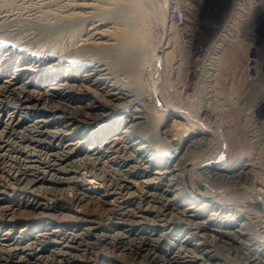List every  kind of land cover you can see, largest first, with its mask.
<instances>
[{"label":"bare ground","instance_id":"1","mask_svg":"<svg viewBox=\"0 0 264 264\" xmlns=\"http://www.w3.org/2000/svg\"><path fill=\"white\" fill-rule=\"evenodd\" d=\"M164 1L163 13L159 15L172 29L175 25L167 10L170 5L168 0ZM96 2L64 0L61 20L72 17L73 23L79 20L83 25L80 33L75 32L80 36L71 40L74 43L67 48L46 55L31 52L32 48L27 47L9 50L0 46V264H143L145 257L139 261L143 255L149 259L146 264H227L222 262H229L231 255L244 264H264V201L259 209L248 203L249 198L260 199L262 194L253 186L256 178L252 155L245 154L232 169L227 168L234 161L224 134L212 129L207 120L198 118L193 109L190 112L178 107L170 109L163 124L160 123V130L152 127L166 141L164 147L162 140H158L160 137L154 136L163 148L155 143L153 148L148 138L152 132L151 111L146 108L149 94L136 87L137 91L134 83L123 78L126 74L135 76L136 72L130 71L137 68L143 53L138 26L130 18L135 13L129 8L136 3L128 4V8L126 2L117 0L118 6L111 4L117 11L112 13L109 6L112 14L108 18L103 14L97 17ZM254 6L249 0L235 5L232 12L240 18L230 14L229 25L220 33L222 39L233 37L235 20H246ZM3 7L0 21L17 18L16 11ZM98 7L103 8L102 4ZM115 17L121 19L122 28L116 25L118 30L112 25ZM53 124L60 125L62 131H51L49 126ZM23 141L34 143L36 148H32L36 150L20 152L19 157L10 155L11 147ZM213 148L219 150L215 152ZM145 153L150 155L148 160ZM194 156L200 158L194 160ZM57 174L64 175L59 182ZM14 179L17 182L29 179L30 184L35 180L59 183L61 187L38 196L37 187L11 189L9 181ZM216 181L225 187L215 190ZM170 184L177 191L176 196H170L171 188L167 189ZM143 202L152 203L153 208L148 211L156 220L164 218L155 233L147 234L139 223ZM185 216L200 217L203 221L186 220ZM133 236L136 238L132 242ZM241 236L247 238L242 240ZM4 240H10L7 246H3ZM96 244L103 245L102 248L112 246L115 256H109L100 247L97 252L91 251L90 247ZM67 247L70 251L64 250ZM110 248L107 249L111 251ZM54 257L56 263H50Z\"/></svg>","mask_w":264,"mask_h":264},{"label":"rangeland","instance_id":"2","mask_svg":"<svg viewBox=\"0 0 264 264\" xmlns=\"http://www.w3.org/2000/svg\"><path fill=\"white\" fill-rule=\"evenodd\" d=\"M0 1L2 2V3L0 2L2 7H3V4L5 3L3 9H8V10L13 9L14 11L13 10L12 11L14 13L16 11L15 14H16L17 18L13 19V21L10 20L11 24H9L10 21H6V22L3 20L0 21V24L3 23L2 25H0V37H1L0 46L5 45V46H7L6 48H8L9 50H11L12 48L15 49L16 46H17V48L18 47H20V48H26L27 47L26 49H28V50L30 48H32L29 50L31 52L33 51L36 54H38V53L39 54H45L46 53V55H47L48 53L56 52L57 50L63 49L65 47L67 48V47H69V45L71 46L74 43V41H71V40L74 39L76 41L77 38L80 36V34L79 35H77V34L81 32L80 30L82 29L83 25L79 20H74V18H73L74 23L71 21L72 17H69V18H71L70 21H69L68 17H64V19L67 18L65 20L69 21L70 23L69 22L65 23L64 19H63L64 22L61 20L62 19L61 16L63 15L61 13V11H62L61 6H63L64 0H60V1L58 0V2H57V0H56V2H55V0L54 1L53 0H51V1L46 0L47 2L45 0L44 1L43 0H40V1L35 0V2H34V0H14V1L9 0L10 3L14 2L13 4H9L7 0H0ZM49 1H50V3H48ZM52 1L55 3H53ZM100 1L97 0V2H96L97 4H98V2H100L99 3L100 5H97L95 3V5L97 6V9L95 10L96 14H98L97 17H101L103 14V16L108 15L107 17L109 18V16H111L109 14V13H111V11L109 12V10L112 7L111 4H116L115 6H118L117 4H119V3L117 2V0H114L115 3L112 0H111L112 2L109 0H107L108 2L106 0H104V1L100 0ZM131 1L130 0H128V1L123 0V3L126 2V3H124V4H126V6L128 4H130V6H132L133 3L137 4L138 2H140L143 4V3H145L144 1H146V4H143L144 6L140 3H138V5L135 4L134 6L135 7L137 6L136 7L137 9H134L135 7H133V6L130 7L131 8L130 9L129 5L127 6L129 8V10H131V11L134 10V12H132V13H135V14H131L132 17L130 16V18L134 22L136 21L135 24H137V25H135V26H138V28L136 27L139 30L137 32L140 33L138 35L141 36L140 41L143 40L142 42H140L141 45L143 44L142 45V48H143L142 52L143 53L140 55V59L142 57H143L142 58L143 60L145 58L146 59L144 61L142 59H141L142 61L139 59V61H138L139 65L137 66V68L130 71L131 73H133L132 71L136 72V73H133V76L135 75L134 77H131L132 74H130V75L126 74V75H124L125 77L123 76V78H124V80H126L125 82H127V83H129V82L134 83V84H132L133 88H135V89L138 88L141 92L149 94L150 98L147 99V105L148 106L146 108H147V111L149 113L151 111V119L154 121L153 122L151 120L152 132H151V136L148 137L150 143H152L151 144L152 147H153L154 143H155V146L157 145V147H159V148H160V146H161V148H163V146L164 147L166 146V141H164L163 140L164 138L162 137L163 138L162 139L161 135L158 134V130L161 129V127H162L161 124H163V121L165 120L164 118L167 117L170 109L175 108V107L176 108L177 107L182 108V109L188 110V111L193 109V111L191 110L192 113L196 114V116L198 118H201V119L203 118L205 121L207 120L206 122L210 126H212L211 128L215 129L216 131H218L222 134H224L229 145H231L230 149H231L232 161H234V162L229 164L227 166V168L232 169V167L235 166L236 161L240 158H243L245 156V154H249V155L251 154L252 155V159H253V163H254L253 178L254 179L256 178V182H255V184H253V186L255 187L256 191L258 190L257 192L259 194H261V193L262 194H261L260 199H255L254 197L249 198V196H246V197H247V199L249 198L248 203H250L251 205L253 204L254 208L259 209L260 206H262V204H261L262 201H264V186H263V184H264L263 183L264 182V178H263L264 177L263 176L264 175V54H263L264 53V0H262V3L259 6H254L255 9H254L252 15L250 17H247L246 20L236 19L234 23L237 24L235 26L237 28L235 29V27H234V29L232 30V33H233L232 36L233 37H227L226 38L224 36L223 39H222L223 35L220 34L221 30H222V28L227 27L229 25L228 18L230 17V14L233 13L232 11H233L235 5L240 3V2H243L244 4L248 3V0H243V1L242 0H240V1L239 0H203V4L200 6V10L197 13L195 18L193 17L190 20H187L185 25H183V26H175L172 29L167 26V22H165V21L163 22L162 17H160V15H159V14L163 13L162 12L163 11L162 6L164 4H166L164 0H144L143 2H141L140 0H138V1L135 0V2H134V0H131ZM250 1L251 0H249V3H250ZM31 2H33V3H31ZM102 2L104 3L105 6H103ZM23 3H25L27 5H25ZM39 3H41V5ZM46 3H48V4H46ZM168 3L170 5V0H168ZM251 3H252V1H251ZM21 4L23 5L24 9L22 8ZM101 4H102L103 8L100 7L101 10H99L98 6H101ZM108 4H110V5H108ZM1 5H0V8H1L0 10H2ZM12 5H14V6H12ZM30 5L31 6L33 5V6L31 7ZM141 5L144 8H141L142 7ZM253 5H255L254 2H253ZM25 6H28V8L26 9ZM29 6H30V8H29ZM106 6H107V8H106ZM109 6H111V7L109 8ZM10 7H13V8H10ZM33 7H35V8H33ZM48 7H49L50 11H49ZM138 7H139V9H138ZM168 7H170V6H168ZM37 8H39V9H37ZM42 8H43V10H42ZM57 8L59 10H57ZM104 8H106L107 10L106 9L104 10ZM22 9H23V11H22ZM29 9L31 10V12ZM40 9L44 13L41 12ZM44 9H46L47 11L46 10L44 11ZM112 9H113L112 10V13H113V11L117 8L115 7V9H114L112 7ZM142 9L143 10L145 9V10L143 11ZM19 10H20V12H19ZM26 10H28V11H26ZM97 10H99V12ZM136 10H137V12H136ZM167 10H169V9H167ZM116 11L117 10H115L114 12H116ZM131 11L129 13H131ZM138 11L141 13H139ZM52 12H53V14H52ZM55 12H56V14H55ZM27 13L28 14L32 13V14L28 16ZM37 13H38V15H37ZM41 13H43V14L46 13V16L44 15L45 18H44V16H43V18H41L43 15L42 14L40 16ZM143 13H145V15ZM48 14H50L49 16L53 15L52 16L53 18L52 17L50 18L48 16ZM141 14H143V15H141ZM168 14H169L168 18H171L170 17L171 14L170 13H168ZM134 15H135V18L133 17ZM233 15L240 18V16L237 15L236 13L235 14L233 13ZM18 16H19V18H18ZM20 16L22 18H20ZM24 16L26 19H24ZM38 17L40 19H42L43 21L45 20L46 22L51 21V25H53V26H51L49 24V22L47 23V26H46V22L41 21ZM55 17L57 19H55ZM115 18L117 20L113 18L112 20H114V23H112V25L113 26L115 25V27L117 25V27L119 26L120 28H122L120 26L121 25V23H120L121 19L118 17H115ZM133 18L136 20H134ZM18 19H19V21H18ZM35 19H36V21H34ZM53 19H54V23H53ZM23 20H29V21L23 22ZM30 21H31V23H30ZM35 22H38L39 24L38 23L35 24ZM171 22H172V19H171ZM54 24H56V26ZM58 24H60V25H58ZM66 24H69V25H67L69 28L66 26ZM70 24H72V25H70ZM76 24H77V26H76ZM79 25H80V27H79ZM117 27H116V29H117ZM70 28L71 29L74 28V32H73V29L71 30ZM116 29L114 28L113 30L116 31ZM66 32L67 33L69 32L68 33L69 35ZM75 32L76 33L78 32V33L76 34ZM63 33H64V35H63ZM172 33H173V35H172ZM223 33H225V32H223ZM115 35H116V33H115ZM63 37H65V39L67 38V40L69 38V40L65 41V39ZM62 38L64 40H61ZM256 38L260 39V41H261L259 44L261 47V53L258 52L259 50L257 52H255V58H256V53H257V58H259V64H261L262 67H261V69L255 70L256 71L255 75H251L248 71V66H249L248 63L251 59L254 58V57L253 58L251 57V53L254 51V49H252V45H254V46L256 45L255 44ZM235 40H237V41H235ZM25 41H26V43H25ZM60 41H63V42L60 43ZM69 41H71L70 42L71 44L68 43ZM144 42H146V43H144ZM58 43L59 44L64 43L65 45L63 44V45L59 46ZM220 43H223V44H220ZM22 45H24V46H22ZM170 45H172V47ZM139 62H141V63H139ZM256 62H257V59L255 60V63ZM153 63H155V64H153ZM61 71H62V69H61ZM127 73H129V72H127ZM136 74H138V75H136ZM209 75H211V76H209ZM148 87H149V89H148ZM156 88H158V90H159L158 93H157L158 90H156ZM138 89H137V91H139ZM152 91L154 94L152 93ZM182 99H184L185 101ZM159 101H161V102H159ZM180 103L182 104V107H181ZM161 104H163V105H161ZM172 105L174 107H172ZM193 105H195V106H193ZM192 106H193V108H192ZM199 107H202V108H199ZM203 108H205V109H203ZM208 109H209V111H208ZM212 110L215 111V114H214V111H212ZM208 112L210 114L209 116L207 115ZM210 112H212V113H210ZM204 113L206 115H204ZM206 116H208V117H206ZM212 117H214V118H212ZM211 118L214 121H212ZM217 122H218V124H217ZM223 122H224V124H223ZM219 123H221V124H219ZM154 126H156V127H154ZM158 126L159 127L161 126V127L158 128ZM49 127H50L51 131H53V132L62 131L61 130L62 127L58 124H55V125L53 124ZM152 127L155 129H158V130H154V129H152ZM153 130L156 134L155 133L153 134ZM92 134L95 135L96 132L92 133ZM89 135H90V132L88 133L87 137ZM80 136L82 137V135H80ZM154 136L156 138L160 137V138H158V140H160V141L162 140L161 142H162L163 146L161 145V142L160 141L158 142V140ZM152 137H154L155 139H153ZM84 139H85V137H84ZM155 140H157V141L155 142ZM255 140H257V142ZM25 142H26V144H25ZM164 142H165V145H164ZM133 143H136V142H133ZM251 144L254 145L255 147L252 146ZM15 145L16 146H13V147H16L17 148L16 150L13 147H11V149L13 148L12 150L10 149V151H11L10 155H12V156H18L19 157L20 155H22L21 153L25 154L26 152L29 151L30 148H31L30 152L36 150V149H33V148H36V147H34L35 146L34 143L31 144V142H29V141H23V142L19 143V145H22L20 147H18L19 146L18 144H15ZM32 146H33V148H32ZM139 147H140V144H138V148ZM153 148H155V147H153ZM250 148H252V149H250ZM213 149H214L213 151H215V152H216V150L217 151L219 150L218 148H213ZM253 150H255V152ZM251 151H253V153ZM16 152H17V154H15ZM257 153H258V155H257ZM144 156H145L146 160H148L150 158V155L148 153H145ZM191 158H193V157H191ZM199 158L200 157H198V156H196V157L194 156L193 159L198 160ZM255 158H257V159H255ZM258 158H260V159L258 160ZM255 160L257 162L259 161L261 163V165L259 164V162L257 163ZM257 166H259L260 168ZM259 170H262V171H259ZM255 171H256V174H255ZM257 172L259 175L258 178H257ZM52 173H54V172H51V174ZM55 176H57L58 182L61 181V180H59L60 178L64 177V175L60 176V174H57ZM28 180L29 179H25V180L22 179V180L17 182L14 179V180H10L12 182L9 181L10 185L9 184L8 185L11 186L10 187L11 189H13L15 187L16 188H22V186L28 187L29 189H35V187H37L35 194H37L38 196H43V195L45 196V195L49 194L54 188L61 187V184L59 185V183H49V182H41V181L35 180V182L32 181L30 184V182ZM259 180H263V182L261 181V184H260V183H258V182H260ZM216 182L217 183H215V185H214L215 187H213L215 190H221L223 187H225V186L221 185L220 183H218L219 181H216ZM217 184H219V185H217ZM167 187H166L167 189L171 188L170 189V192H171L170 196H176L177 191H174V188L171 187V184H170V186L168 185ZM144 190L146 191V189H144ZM171 190H173V191H171ZM184 190H185V192H184ZM184 190H181L179 192V193H181V196L184 195L183 192L184 193L187 192V189H184ZM251 200L255 201V202H251ZM151 206H152V203L143 202L142 204H140V209L141 208H143V209H141V212H139L140 214H138L139 223L143 226L144 229H146L147 234L153 233V232L155 233L157 231L156 230L157 226H159L163 222V219H164L163 217H161V218H157V220H156V217L150 215L149 211H151L150 209L153 208ZM149 215H150V217H149ZM1 216L2 215L0 214V218H1ZM184 218L186 220H187V218H189V219H191V221L193 220L194 222L203 221V219L200 217L193 218V217L185 216ZM185 219H184V221H186ZM159 221H161V222L159 223ZM189 221H186V222H189ZM154 225H156V226H154ZM183 229H186L185 226ZM44 232H43V234H45V236H48L47 232H45V233ZM184 235H186V234H184ZM133 237H134V239L132 240V242L135 240L136 236H133ZM245 237L247 238V236H241L240 239L242 238V240H244ZM2 242L1 243L3 244V246H7L8 243L10 242V240L9 241L4 240ZM4 244H6V245H4ZM90 246H93V245H90ZM102 246L99 244L100 249L102 248ZM99 247L96 244L95 246L90 247L91 248L90 250L91 251L95 250L94 252H97V251H99ZM103 248L101 250H103L104 253H108L109 256H115L114 252L112 251V246H111V248L110 247H103ZM107 248L108 249L110 248L111 251H109ZM64 250L70 251L69 247L64 248ZM109 252L110 253L112 252L114 255L112 253H111L112 254L111 255ZM73 254L75 256V252H73ZM70 255L72 256V254H70ZM124 256L121 255L122 258H124ZM146 256L143 255V256L139 257V259L141 258L139 261H142V259L145 257L143 259L144 261H142L141 263L146 264L145 263V261L147 260ZM58 258H60V257H58ZM55 259L56 258L54 257L53 260L50 261V263L51 262L53 263V261H55ZM72 259H74V258H72ZM239 260L240 259H238L237 257L231 255L229 262L223 261L222 263L244 264L243 261H241V260L239 261ZM41 262H43V261H41ZM55 263H56V261H55ZM147 263H150L149 259L147 260ZM32 264H34V263H32ZM212 264H216V263L213 262Z\"/></svg>","mask_w":264,"mask_h":264},{"label":"built area","instance_id":"3","mask_svg":"<svg viewBox=\"0 0 264 264\" xmlns=\"http://www.w3.org/2000/svg\"><path fill=\"white\" fill-rule=\"evenodd\" d=\"M255 6H259L262 0H251ZM203 4V0H170V17L172 23L175 26L185 25L187 20L195 18L200 10V6ZM258 38H256L257 41ZM257 45V44H256ZM257 50L261 53L260 45H257ZM259 62V61H257ZM256 62L255 70L261 69V64ZM250 68H248L249 71Z\"/></svg>","mask_w":264,"mask_h":264},{"label":"water","instance_id":"4","mask_svg":"<svg viewBox=\"0 0 264 264\" xmlns=\"http://www.w3.org/2000/svg\"><path fill=\"white\" fill-rule=\"evenodd\" d=\"M260 39L257 41V45H259L260 44ZM251 57L253 58V57H255V55H254V52H252L251 53ZM249 73L251 74V75H255L256 73V71H255V68H254V58L253 59H251L250 61H249Z\"/></svg>","mask_w":264,"mask_h":264},{"label":"crops","instance_id":"5","mask_svg":"<svg viewBox=\"0 0 264 264\" xmlns=\"http://www.w3.org/2000/svg\"><path fill=\"white\" fill-rule=\"evenodd\" d=\"M255 44H256V39H255ZM256 48H257V46L255 45H252V49H254V51L253 52H255V50H256ZM259 52V51H258ZM254 59H257V61H259V58H254ZM258 64H259V62H257ZM249 64V63H248ZM255 65V64H254ZM248 68H249V66H248ZM254 68H255V66H254Z\"/></svg>","mask_w":264,"mask_h":264}]
</instances>
